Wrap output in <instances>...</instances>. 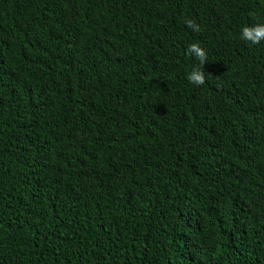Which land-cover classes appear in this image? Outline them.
<instances>
[{"label": "trees", "instance_id": "trees-1", "mask_svg": "<svg viewBox=\"0 0 264 264\" xmlns=\"http://www.w3.org/2000/svg\"><path fill=\"white\" fill-rule=\"evenodd\" d=\"M256 24L264 0H0V264H264Z\"/></svg>", "mask_w": 264, "mask_h": 264}, {"label": "clouds", "instance_id": "clouds-1", "mask_svg": "<svg viewBox=\"0 0 264 264\" xmlns=\"http://www.w3.org/2000/svg\"><path fill=\"white\" fill-rule=\"evenodd\" d=\"M188 28L194 32H200V26L193 20L188 19L185 21ZM242 40L250 42L251 44H259L264 41V24H256L254 26H246L241 30ZM186 54L194 57L199 61V64L192 68L187 75V80L194 86H202L206 82V74L203 70V65L208 61L207 54L203 48L197 43L190 44L186 50Z\"/></svg>", "mask_w": 264, "mask_h": 264}]
</instances>
